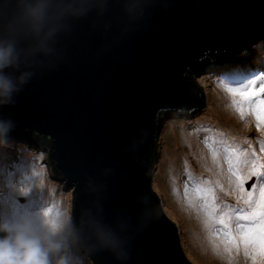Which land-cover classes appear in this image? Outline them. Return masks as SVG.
I'll list each match as a JSON object with an SVG mask.
<instances>
[{
    "label": "water",
    "instance_id": "1",
    "mask_svg": "<svg viewBox=\"0 0 264 264\" xmlns=\"http://www.w3.org/2000/svg\"><path fill=\"white\" fill-rule=\"evenodd\" d=\"M258 44L264 0H154L146 18L119 38L83 22L63 42L55 70L0 109L15 122L10 136L19 135L8 148L43 158L72 189L73 216L97 201L107 219L142 211L146 224L130 241L128 264H192L152 189L158 134L173 123L191 125L207 104L199 81L248 67L260 57ZM32 133L49 143L33 146L24 140ZM89 181L102 190L89 191ZM86 260L117 264L107 251Z\"/></svg>",
    "mask_w": 264,
    "mask_h": 264
},
{
    "label": "clouds",
    "instance_id": "2",
    "mask_svg": "<svg viewBox=\"0 0 264 264\" xmlns=\"http://www.w3.org/2000/svg\"><path fill=\"white\" fill-rule=\"evenodd\" d=\"M153 3L0 0V109L13 106L36 76L55 70L64 59L63 42L81 23L89 22L105 35L114 31L119 38L146 18ZM255 50L264 58V45ZM14 128L11 118L0 116V153L10 146ZM86 187L102 190L91 181ZM145 224L142 211L107 219L98 201L76 217L41 184L18 183L0 189V264H85L86 256L98 251L111 253L117 264H128L130 241Z\"/></svg>",
    "mask_w": 264,
    "mask_h": 264
},
{
    "label": "rangeland",
    "instance_id": "3",
    "mask_svg": "<svg viewBox=\"0 0 264 264\" xmlns=\"http://www.w3.org/2000/svg\"><path fill=\"white\" fill-rule=\"evenodd\" d=\"M259 66H264V58L259 57L254 64L252 63L242 70H260ZM218 83L219 78L199 81L198 86L202 87L207 104L204 110L196 112V118L191 125L173 123L160 130L157 140L159 154L152 174V189L161 200L163 212L178 226L181 235V248L192 264H251V261L246 258L243 248L238 251L233 249L230 254H223V246H221V254H207L209 250L206 245L210 243L209 233L215 232L219 226L210 227L203 208L204 202L200 198V194L196 192V186H203L205 181L209 182L208 186L215 190V202L218 207L224 205L236 208L244 207L242 203H237L234 191H230L228 166L221 154L222 145H213L212 140L215 138L217 141L227 144L235 142L234 138L231 139V142L222 139L226 131L232 137L236 136L239 139L236 141L237 145L243 144L241 147L247 148L248 144L245 143L247 139L259 153L260 146L257 142L264 139V136L257 132L255 121L251 116H247L244 120L237 116L234 122L225 123L223 127L217 117L208 116V119L205 117L208 112L206 109L209 107L214 111L217 109L215 112L223 115L227 102L231 103L230 97L226 94L221 98L223 100L221 106H216L211 101L210 106L207 102L208 96L217 89ZM219 90L225 93L221 87ZM169 129H174V142L169 137V131L168 135L166 134ZM190 139L195 142L191 147L189 146ZM196 140L201 146L197 144ZM214 149L217 150L215 159H213ZM0 154L2 155L0 159V189H10L6 176L13 173L16 174V181L13 183H39L46 191H52L55 202H57V196H65V205L72 210V189L65 190L63 185L56 181L57 177L54 176L40 155L26 148H7ZM36 174L41 176V180L34 178ZM43 176L46 178L45 180ZM252 182L249 181L248 184L251 185ZM217 184L223 187V191ZM8 195L10 196L11 192ZM215 242L220 243L218 240ZM85 264L91 263L85 259Z\"/></svg>",
    "mask_w": 264,
    "mask_h": 264
},
{
    "label": "snow or ice",
    "instance_id": "4",
    "mask_svg": "<svg viewBox=\"0 0 264 264\" xmlns=\"http://www.w3.org/2000/svg\"><path fill=\"white\" fill-rule=\"evenodd\" d=\"M218 86L230 97L231 107L240 119L251 116L257 132L264 136V69L223 73ZM212 143L222 145L221 154L228 166L230 191H234L237 203L244 207H218L215 190L208 186L209 182L196 186L210 227L219 226L215 232L209 233L210 243L218 255L221 254V246L223 254L243 248L251 264H264V139L257 142L259 153L247 139V148L215 138ZM216 151L213 150V159ZM249 181L253 182L246 188ZM217 186L223 191L221 185ZM217 240L220 243H216Z\"/></svg>",
    "mask_w": 264,
    "mask_h": 264
},
{
    "label": "bare ground",
    "instance_id": "5",
    "mask_svg": "<svg viewBox=\"0 0 264 264\" xmlns=\"http://www.w3.org/2000/svg\"><path fill=\"white\" fill-rule=\"evenodd\" d=\"M255 62V61H254ZM255 66V65H254ZM260 68V70L261 69H264V66H259ZM247 68V67H246ZM246 68H244V69H246ZM219 88L220 87H218L217 86V89H215L214 91H212L213 92V94L212 93H210V95L208 96V103L210 104V101H211V103L213 102V103H215V105L216 106H221V103L223 102V100H221V98L222 97H224V94H226V93H223V92H221L220 90H219ZM223 93V94H222ZM227 95V94H226ZM229 101H231L230 100V98H229ZM210 106H211V104H210ZM208 112L205 114V117L208 119V116L209 117H217L219 120H220V122H221V126L223 127L224 126V124L225 123H229L230 121H232V122H234L235 121V118L237 117V116H239L234 110H233V108L231 107V103L230 102H227V106L226 107H224V110H223V115H219V114H217L216 112H217V109L214 111V109H212L211 107H209L208 109H206ZM231 122V123H232ZM168 131H169V137L172 139V142H174V139H175V133H174V129H169V130H167V135H168ZM226 134H228L226 131H225V134L223 135V137H222V139L224 140V141H226V140H228V141H230L231 142V139L232 138H234V140H235V142H231V143H228V144H238V142H236L237 140H239L238 138H236V136H234V137H232L231 135H227L226 136ZM196 142H197V140H196ZM190 147L191 146H193L194 144H195V142H193V140L192 139H190ZM197 144L199 145V146H201V144L199 143V142H197ZM241 146H243V144L241 145ZM19 171H20V169L19 168H17ZM6 178L8 179V184H9V188L11 189L14 185H15V183H13V181H16V174H10L9 176H6ZM34 178H36V179H38V180H41V176L39 175V174H36V176H34ZM43 179L45 180L46 178H44V176H43ZM29 184H33V183H29ZM229 190V189H228ZM227 190V191H228ZM57 202H59L62 206H66L65 204H66V199H65V196H63V195H59V196H57ZM171 215V214H170ZM172 216V215H171ZM173 218H175L174 216H172ZM191 231V230H190ZM191 234H192V232H191ZM206 248H207V250H209V252L207 253V254H213V253H215V254H217V252L213 249V247H212V244L211 243H208L207 245H206Z\"/></svg>",
    "mask_w": 264,
    "mask_h": 264
},
{
    "label": "trees",
    "instance_id": "6",
    "mask_svg": "<svg viewBox=\"0 0 264 264\" xmlns=\"http://www.w3.org/2000/svg\"><path fill=\"white\" fill-rule=\"evenodd\" d=\"M237 66H239V65H237ZM241 66V65H240ZM221 69L220 70H225V72H228V70L229 69H231L232 68V66H225V67H220ZM209 73H215L214 72V70H211ZM200 89H201V91H202V87L200 86ZM201 95L202 96H205L204 95V93H203V91L201 92ZM18 136L19 135H14V136H10V139H15V137H17L18 138ZM24 135H22V137H23ZM21 137V136H20ZM25 141H27V142H29L30 144H32L33 146H35V147H38L39 148V143H49L48 142V140H46L45 138H43V137H40L39 135H37V134H35V133H32V135H30V136H25V139H24ZM20 143L21 142H19L18 143V146L20 145ZM1 154H0V159H1ZM15 169L16 170H18L17 169V167H15Z\"/></svg>",
    "mask_w": 264,
    "mask_h": 264
}]
</instances>
